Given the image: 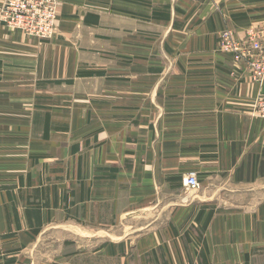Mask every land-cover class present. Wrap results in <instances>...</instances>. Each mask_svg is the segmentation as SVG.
<instances>
[{
  "label": "crops",
  "instance_id": "obj_1",
  "mask_svg": "<svg viewBox=\"0 0 264 264\" xmlns=\"http://www.w3.org/2000/svg\"><path fill=\"white\" fill-rule=\"evenodd\" d=\"M56 12L0 24V264H264L263 88L216 43L264 0Z\"/></svg>",
  "mask_w": 264,
  "mask_h": 264
},
{
  "label": "built area",
  "instance_id": "obj_2",
  "mask_svg": "<svg viewBox=\"0 0 264 264\" xmlns=\"http://www.w3.org/2000/svg\"><path fill=\"white\" fill-rule=\"evenodd\" d=\"M57 4L58 0H2L0 24L9 31L48 40L56 29ZM217 37V50L229 53L236 63L245 62L251 80L263 88L255 106L264 117V20L248 26L242 37L220 23ZM182 183L194 190L200 185L195 172L184 177Z\"/></svg>",
  "mask_w": 264,
  "mask_h": 264
},
{
  "label": "rangeland",
  "instance_id": "obj_3",
  "mask_svg": "<svg viewBox=\"0 0 264 264\" xmlns=\"http://www.w3.org/2000/svg\"><path fill=\"white\" fill-rule=\"evenodd\" d=\"M189 190H190L191 194L194 193L193 191H191V190H194V189H189ZM195 190H196V189H195Z\"/></svg>",
  "mask_w": 264,
  "mask_h": 264
}]
</instances>
